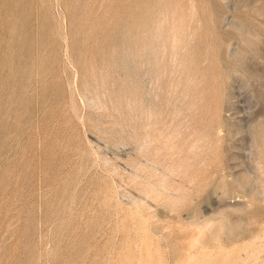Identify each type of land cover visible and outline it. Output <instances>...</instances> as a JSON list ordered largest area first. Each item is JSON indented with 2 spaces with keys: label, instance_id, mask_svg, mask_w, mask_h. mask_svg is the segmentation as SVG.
I'll return each mask as SVG.
<instances>
[{
  "label": "rangeland",
  "instance_id": "obj_1",
  "mask_svg": "<svg viewBox=\"0 0 264 264\" xmlns=\"http://www.w3.org/2000/svg\"><path fill=\"white\" fill-rule=\"evenodd\" d=\"M0 264H264V0H0Z\"/></svg>",
  "mask_w": 264,
  "mask_h": 264
}]
</instances>
